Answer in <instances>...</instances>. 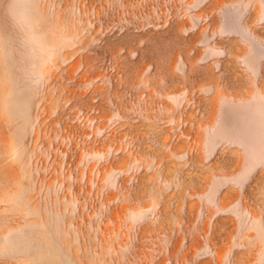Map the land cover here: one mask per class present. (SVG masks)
Returning a JSON list of instances; mask_svg holds the SVG:
<instances>
[{
    "label": "rangeland",
    "instance_id": "1",
    "mask_svg": "<svg viewBox=\"0 0 264 264\" xmlns=\"http://www.w3.org/2000/svg\"><path fill=\"white\" fill-rule=\"evenodd\" d=\"M0 264H264V0H0Z\"/></svg>",
    "mask_w": 264,
    "mask_h": 264
}]
</instances>
